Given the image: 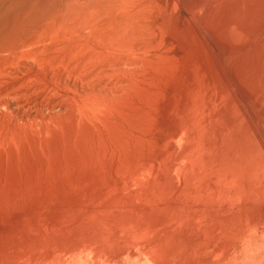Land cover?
Wrapping results in <instances>:
<instances>
[{
  "label": "bare ground",
  "instance_id": "obj_1",
  "mask_svg": "<svg viewBox=\"0 0 264 264\" xmlns=\"http://www.w3.org/2000/svg\"><path fill=\"white\" fill-rule=\"evenodd\" d=\"M0 264H264V0H0Z\"/></svg>",
  "mask_w": 264,
  "mask_h": 264
}]
</instances>
